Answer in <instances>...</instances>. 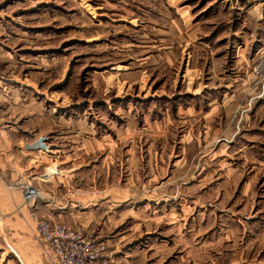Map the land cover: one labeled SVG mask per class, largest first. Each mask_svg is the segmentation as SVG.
Returning <instances> with one entry per match:
<instances>
[{
    "label": "rangeland",
    "instance_id": "rangeland-1",
    "mask_svg": "<svg viewBox=\"0 0 264 264\" xmlns=\"http://www.w3.org/2000/svg\"><path fill=\"white\" fill-rule=\"evenodd\" d=\"M0 21L37 71L27 128L58 146L35 164L25 145L41 141L21 134L11 149L30 155L7 188L29 183L45 204L112 186L143 196L115 248L103 220L64 222L104 240L115 264H264V0H0ZM10 104L7 122L26 113ZM54 164L63 175L46 183ZM36 208L4 238L53 264ZM1 237L0 264H19Z\"/></svg>",
    "mask_w": 264,
    "mask_h": 264
},
{
    "label": "crops",
    "instance_id": "crops-1",
    "mask_svg": "<svg viewBox=\"0 0 264 264\" xmlns=\"http://www.w3.org/2000/svg\"><path fill=\"white\" fill-rule=\"evenodd\" d=\"M15 40H20V37H12L8 34L6 28L2 26L0 21V57H10L11 63L10 67L0 68V103H11V105L18 107L24 106L26 113L21 112V117H17L15 120H10L7 122L3 115H0V235L4 238L7 234L8 225L7 222L13 221L14 226L23 230L25 226L23 225L22 215L26 216L28 214V209L32 208L35 204L37 210L41 209L46 215L50 222H68L70 224L77 223L78 221L83 224L85 228H91L94 226L101 225L103 231H105L106 236L110 235L108 242L111 248H115L118 244L119 236L122 234L126 226L129 223V216L135 215L136 209H133L130 205L139 204L143 200V196L138 197H123L118 199L116 197L117 193H123L119 191V188L112 186L111 191H104L99 195L96 192H92V195L86 190L81 192L78 196L85 201L86 204L81 206V203L70 202L67 203L58 200L57 202L42 203V201L35 200L29 204L24 205L23 191L14 186H8L7 181L12 180L14 183L20 176L25 172L24 158L30 154L24 152H19L18 150L12 148L11 145H15V139L17 140L21 134L29 136V141H34V139H40L41 136H45L46 143H36L32 146L30 144L25 145L28 147H34L37 150L35 154L32 155L30 159L35 164L39 161L40 156L45 157L51 155V152L57 151L58 147L55 141H48L49 137L43 134H35L32 136V130L28 129L27 126L31 124V121L37 120L32 118L38 114V101L35 96L37 95L38 89L34 86V75L32 73L37 72L31 69V65L26 64L27 61L32 60L30 55H20L24 57L27 61L24 63L20 62L18 57L24 48V46H19L14 43ZM27 47V46H26ZM25 47V48H26ZM25 54H27L25 52ZM38 55V54H37ZM37 57V56H35ZM0 58V65L2 64ZM29 68V69H28ZM22 69V70H21ZM4 76V77H3ZM6 77V78H5ZM35 94V96H34ZM30 97V98H29ZM32 98V99H31ZM25 102H23V101ZM33 104L34 107L30 108ZM30 110V111H29ZM4 112V111H3ZM2 112V113H3ZM23 133H22V132ZM45 145H47V150H45ZM38 148V149H37ZM31 150L28 151V153ZM27 161V160H26ZM61 168L57 167L56 164L49 166L45 172L39 177L41 180L51 183H55L58 178L62 177ZM38 178V179H39ZM14 180V181H13ZM31 180V179H30ZM32 181V180H31ZM36 182L34 179L32 181ZM17 185V184H16ZM45 185V184H41ZM108 187V186H106ZM8 189V190H7ZM11 189V191L9 190ZM109 189V188H107ZM13 190V191H12ZM16 190V191H15ZM42 193V192H41ZM100 198H97L101 196ZM145 195V194H143ZM43 197L37 196L36 198ZM148 197V196H147ZM91 198L94 200H91ZM155 198V197H154ZM149 200V198H147ZM156 199V198H155ZM92 202H90V201ZM39 201V202H38ZM24 203V204H23ZM133 203V204H131ZM80 204V205H79ZM80 206V207H79ZM143 208V206L141 207ZM128 221V222H127ZM16 222V223H15ZM127 222V223H126ZM36 229V225H35ZM35 234V230H34ZM36 235V234H35ZM123 235V234H122ZM113 241V242H112ZM120 242V241H119ZM7 245L11 248L15 256L19 258V264H43L37 257V251L33 249L32 246H12L6 239ZM26 248V249H23ZM33 252L34 257L32 258L30 254ZM52 262L54 264V255L49 250ZM132 259V258H131Z\"/></svg>",
    "mask_w": 264,
    "mask_h": 264
},
{
    "label": "built area",
    "instance_id": "built-area-1",
    "mask_svg": "<svg viewBox=\"0 0 264 264\" xmlns=\"http://www.w3.org/2000/svg\"><path fill=\"white\" fill-rule=\"evenodd\" d=\"M257 73H264V60L259 64ZM23 188L24 200L34 202L38 189L29 183H25ZM32 217L35 219L36 237L52 252L54 264H115L107 243L83 227L50 222L35 210Z\"/></svg>",
    "mask_w": 264,
    "mask_h": 264
},
{
    "label": "water",
    "instance_id": "water-1",
    "mask_svg": "<svg viewBox=\"0 0 264 264\" xmlns=\"http://www.w3.org/2000/svg\"><path fill=\"white\" fill-rule=\"evenodd\" d=\"M45 139H46L45 136H41L40 141L42 144H45ZM47 148H48L47 145H45V150H47Z\"/></svg>",
    "mask_w": 264,
    "mask_h": 264
},
{
    "label": "bare ground",
    "instance_id": "bare-ground-1",
    "mask_svg": "<svg viewBox=\"0 0 264 264\" xmlns=\"http://www.w3.org/2000/svg\"><path fill=\"white\" fill-rule=\"evenodd\" d=\"M38 193V190H36V194Z\"/></svg>",
    "mask_w": 264,
    "mask_h": 264
}]
</instances>
